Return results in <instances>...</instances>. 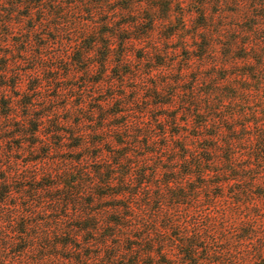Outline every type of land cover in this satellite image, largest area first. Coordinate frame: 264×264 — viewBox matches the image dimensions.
<instances>
[{"label": "trees", "instance_id": "trees-1", "mask_svg": "<svg viewBox=\"0 0 264 264\" xmlns=\"http://www.w3.org/2000/svg\"><path fill=\"white\" fill-rule=\"evenodd\" d=\"M115 1L0 0V264H264V36L176 68Z\"/></svg>", "mask_w": 264, "mask_h": 264}, {"label": "rangeland", "instance_id": "rangeland-1", "mask_svg": "<svg viewBox=\"0 0 264 264\" xmlns=\"http://www.w3.org/2000/svg\"><path fill=\"white\" fill-rule=\"evenodd\" d=\"M125 2L126 4L124 5ZM117 5H120L121 13H113V16H120L118 22L131 18V15H127L130 11V8L127 6H131L138 17L144 20V22H147L149 18L154 20L152 38L148 44H157L161 49L168 48L166 50L170 53L167 54V58L174 57L176 68L178 67L179 58L184 55L181 40L185 35L194 34L196 30L199 31L197 42L203 43L204 46L208 42L207 36H211V41L209 40V43H211L210 53L207 56L205 64H215L220 67L224 62L232 61L233 63L236 61V64L240 67L232 66L230 68L232 72L235 69L242 70L248 68L241 67L244 62L241 57L244 55V51L240 47L242 41L248 38L247 33L251 28H257L256 38L261 39L264 36V0H117L114 3L108 4L107 9L110 10ZM80 16L87 18L86 14ZM20 17L19 20L23 21L24 26L27 25V19L21 15ZM104 18L105 15L102 13L98 17L97 22ZM179 19H184L187 27L177 31L174 40L165 41L164 38L166 36L164 35L169 32V28L167 27L171 25V22L176 24ZM108 28L102 24L103 32H106ZM234 38H237L236 43L231 41ZM189 40L191 45L192 39ZM259 44L264 45L263 41H260ZM135 50L138 52L137 49ZM154 59L156 60L155 55ZM253 62L257 63V60H253ZM215 70L217 73L216 77L223 76L224 71ZM204 71L213 73L211 67L204 68ZM134 85L135 82L132 80L126 82V86L128 87H133ZM225 90H227V87ZM128 92L132 95L131 91ZM261 95L264 98V91L261 92ZM258 110H260L258 115L261 116V109ZM17 111L19 113L22 112L21 109H17ZM66 115L67 113L64 110H61L59 113V116L63 118ZM15 156H18L22 162L32 158L30 154H15Z\"/></svg>", "mask_w": 264, "mask_h": 264}]
</instances>
